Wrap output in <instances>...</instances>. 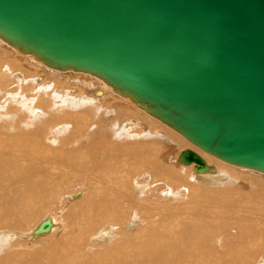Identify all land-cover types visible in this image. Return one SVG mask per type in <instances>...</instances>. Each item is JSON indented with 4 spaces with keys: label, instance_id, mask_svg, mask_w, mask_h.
Returning a JSON list of instances; mask_svg holds the SVG:
<instances>
[{
    "label": "bare ground",
    "instance_id": "obj_1",
    "mask_svg": "<svg viewBox=\"0 0 264 264\" xmlns=\"http://www.w3.org/2000/svg\"><path fill=\"white\" fill-rule=\"evenodd\" d=\"M0 39L17 50L20 54L32 55L24 52L19 47L17 48L9 44L1 36ZM0 50L2 51V49ZM8 51L9 50L6 49L5 52L0 55V100L2 99L1 96L5 95V91L6 97H8V99H6L7 102H2L1 104L2 100L0 101V109H4L6 115L4 120H0V230H3L0 231V264L260 263L257 261V258L259 257L257 255L260 254H258L260 251L259 248L254 252L251 250V252H246L248 251L246 247L244 254H241L239 249L234 251V248V250H231L229 248L230 245H227L230 243L229 241L231 238H233L235 243L238 244V248L239 245L245 242L248 244L255 243L253 241L257 236L255 238L250 237L251 233L248 231V227L255 223V227L260 226L258 224L259 221H257L255 217L245 218L244 221H235V218L233 220L235 212L246 213L245 208V211H243L240 206L237 207V204H235L239 198L237 199L234 195L236 201L229 200L231 192L229 189H224V186H222L224 190H208L204 187H197V182L193 181V179L196 180L197 178L201 179L199 182L203 181L206 183H212L214 180L218 181L219 175H212L216 173L214 166H212L213 169L211 171L200 172L195 170L194 164H190L193 165L194 173H200V175H197V178L191 176L192 178H190V180L192 179L193 182L190 181L191 183H188L189 185H181L178 188L176 187V192L179 197L172 192V188L163 191L161 188H158L156 192L152 191L151 186L155 184L153 180H155L154 176H156L153 172H159L158 169L160 170V175H164L166 178L172 180L175 178L177 182H181V178L184 175L182 176V173L178 175L173 170L163 165L161 158L160 160L158 158V154L155 156L158 151L154 150L151 144H148L151 141L145 143L142 142V140L140 142L141 144L137 145H134L133 143H130L129 145L128 142H126L128 145H125L123 143H118L119 141H115L118 145H115V143L110 144L107 141V133H105L102 122L104 119V113L99 115L102 121L98 120V123L95 122L94 128H92L91 131H88L87 134H84L81 130H83L82 128L88 124L87 122L90 120L88 118L90 117L86 118V115H82L80 119V116L78 118V116L75 115L78 111L74 114V111L72 112L70 110H67L60 115L59 113L52 114L50 110L55 109L54 107H58V105L62 103L57 100L60 95L57 96V99H53L55 98L53 95H57L59 91H64L62 89L66 87L65 85L69 86V82L79 84L80 81L68 78H66V80H64L65 78L62 80L55 78L53 82L50 81L48 83L49 85L45 86L40 82V74L38 82L36 78V82L28 81L29 84L23 89L20 86L16 90L15 88H12L11 85L14 84V79L13 82L11 80L12 69L6 66V63H9V66L11 67H20L21 65L19 61L11 62L12 59L9 56V53L11 52L8 53ZM14 56L18 58L15 54ZM32 56L43 65L56 71H73L76 77L81 76V74H89L93 77H97V79L102 80L108 87L112 88L115 93L128 98L125 99L132 102V106L136 105L146 113L156 117L149 113L144 107H141V105L130 96L122 95L119 91L114 89L112 85L96 75L77 71L73 68H53L45 64L42 60H39L35 55ZM35 64L37 63L35 62ZM24 71L27 72V76L32 72H28V70L25 69ZM33 72L39 73L38 71ZM40 72L42 71L40 70ZM31 75L32 73L30 76ZM80 83L85 85L80 86L81 84H79L80 89H77L80 90L79 93L82 94L81 96L87 95L92 88H95V84L92 80L85 79L81 80ZM50 85H53L52 89H50ZM35 89L39 90L35 91ZM57 89L59 90L58 92ZM29 90H33L34 93L31 95L32 92H29L27 97L25 96L26 93L25 95L22 94ZM97 94H101V91ZM91 95H93V93ZM82 99L83 98H81V100ZM82 103L91 104V102L86 101ZM128 104L130 103L114 104L115 106L117 105L118 108L116 110L117 117L131 118L136 116L133 110H131V107L129 108ZM23 106L28 107L24 108ZM21 107H23V109H21ZM88 107L81 106L83 111H86L85 109ZM35 113L36 115H33ZM1 114H3V112ZM41 114H43L42 117L40 116ZM6 118L8 119L6 120ZM36 118L38 119L36 120ZM23 120L26 123H29L30 129L25 127V125H20ZM68 121L77 123L78 125L76 124V129L72 128L70 130V128L68 129V127H66L68 129L67 133L62 136V132H58V135L55 133L57 138L55 137V140H51V144L48 143V140L46 141L45 138L46 135H44V131L42 130L44 128L42 127H47L49 124L66 123ZM140 122L142 121L140 120ZM144 123L146 122L144 121ZM132 124H134V122ZM156 124L158 125V122ZM91 125L93 124L89 123V126ZM49 127L52 128V126ZM152 129H154V127ZM51 130L53 131V129ZM163 131L168 137L178 142L181 148L189 146V144L183 140V137V139L178 137L170 130L166 128L164 129V127ZM81 135H83L82 138H85L86 140H83L80 137ZM79 138H81L83 145L75 144V141L79 142ZM159 141L157 142L160 145ZM163 141L164 147H166L167 150L171 149V140L165 138ZM111 145L115 157V161H112V163H110V159L107 158ZM164 147L162 146V148ZM154 148L156 149V147ZM128 152L130 154H126ZM124 155L132 161L131 164L134 167L130 166L131 164H128L129 160L124 161ZM109 156L112 155L110 154ZM179 157L180 154L177 161L178 163H182ZM207 159L208 162L215 161L210 157ZM126 162L129 165L128 167ZM142 164L149 169L148 171H150L151 175H149L147 179H145L146 176L140 178L138 171H136V169L141 168L140 165ZM124 172L127 175L124 174ZM207 173L212 174L209 175ZM111 174L114 175L113 177L118 182L117 187L111 183L112 180L110 183H107L108 181L105 180L109 175L111 176ZM94 175H98L97 178ZM134 176L135 178H133L132 182L131 178ZM61 178L62 180H60ZM63 179L65 180L64 184H62ZM255 180L258 179L255 178ZM77 181H82L85 184V190H69L70 188L79 185ZM146 181L148 182L143 185ZM159 182L162 181L159 180ZM257 183L261 184L260 182ZM113 185L116 188H113ZM64 187H66L65 190ZM226 187H229V185L225 186V188ZM229 188L231 189V187ZM63 190L64 192H62ZM70 191L73 195L68 194ZM61 192L67 199H62L63 195L60 194ZM160 192L161 194H159ZM185 194L189 195L185 197V200L181 203L167 204V200H165L169 197H174V195H176L178 199H181ZM242 196L238 193V197ZM149 198H151L152 201H150ZM203 198L207 200L209 199L210 206H208V208H214L213 211H216V213L213 212V218L214 220L216 218V221L219 219V225L214 223L216 221H213V223L210 224V219L212 218L206 216L207 209L205 207L199 204V206L195 207L194 204H197ZM249 198L250 197L248 196V199ZM254 198H252V200ZM248 199L246 200L248 201ZM260 199L264 202V197H261L260 194L258 196L256 195V200L260 201ZM241 200L244 202V199H240L239 201ZM159 202L161 206H159ZM244 204L246 203L244 202ZM190 205L192 206V212L186 211L187 214L182 216L184 210H188ZM56 212L60 213V218L58 219L56 217ZM47 213L50 215L44 217ZM211 213L209 210V214ZM226 213L227 216L224 217ZM54 221H56V227L53 226ZM262 228H264V226H262ZM47 229H49V233L44 234V231L48 232ZM109 229L112 233L115 232L116 234L108 235L109 232L107 233V231H109ZM255 230L260 232L258 229ZM219 231L221 234L223 233V235H225L222 236L219 233L218 235H221L222 237H227V235H229V239L228 237L226 238L227 240H224L223 238L225 243L217 241L216 245L207 244L206 241L211 240L209 239L211 238L209 237L211 233L215 234ZM221 236L219 237L220 240H222ZM260 236L262 237L263 235ZM116 238L118 239L117 241L115 240ZM108 239H110L109 241L111 243H107L105 247H103L104 244L98 245L97 243L98 240L101 242L108 241ZM260 239L259 242L262 241L261 243L264 245V237ZM255 241L257 242L256 239ZM94 242H96V245L93 247ZM204 242H206V245ZM9 243L11 244V247L7 249L8 251L6 252V247ZM34 243H36L34 246L35 248H29V245ZM240 247H242V245ZM263 250L264 247L262 252ZM2 251L5 252L1 253ZM107 251L110 253H107ZM262 256L260 255V257ZM260 260L261 259H259V261ZM262 261L264 263L263 258L261 262Z\"/></svg>",
    "mask_w": 264,
    "mask_h": 264
},
{
    "label": "water",
    "instance_id": "obj_2",
    "mask_svg": "<svg viewBox=\"0 0 264 264\" xmlns=\"http://www.w3.org/2000/svg\"><path fill=\"white\" fill-rule=\"evenodd\" d=\"M0 36L87 72L201 150L264 173V0H0ZM180 161L211 171L192 149Z\"/></svg>",
    "mask_w": 264,
    "mask_h": 264
},
{
    "label": "rangeland",
    "instance_id": "obj_3",
    "mask_svg": "<svg viewBox=\"0 0 264 264\" xmlns=\"http://www.w3.org/2000/svg\"><path fill=\"white\" fill-rule=\"evenodd\" d=\"M9 50L8 51V53L9 52H11V53H9V56H10V58L12 59V61L11 62H15V61H19V63H20V67H11V66H9V63H6V66H8V67H10L11 69H12V71H11V74H12V77H11V80H12V82H13V79H14V84H15V82H16V84H15V86H14V84L13 85H11L12 86V88H15V90L16 89H18L19 88V86L23 89L27 84H29V82H36V78H37V82H38V77H39V75L41 76L40 77V82H41V84L43 85H45V86H48L49 84V82L50 81H52L53 82V80L55 79V78H58L59 80H62L63 78H65L64 80H66V78H68V79H74V80H76V81H80L81 82V80H85V79H88V80H92L93 81V83L95 84V88H92V90L87 94V95H84V96H81L82 94L81 93H79L80 92V90H77V89H80L79 88V84H81L80 82H79V84H75V82H69L70 83V85L68 86V85H65L66 87H64L62 90H64V91H59L58 89H57V95H53L55 98H53V99H57L58 97V95H60L59 96V99H57L58 100V102H62L61 104H59L58 105V107H54L55 109H52V110H50L51 112H52V114H55V113H59V115L60 114H63V113H65L67 110H70V111H74V114L78 111V113H79V115H78V113H76L75 115H77L78 116V118H79V116H80V119H81V116L83 115V116H85L86 115V118L87 117H90V118H88V119H90V120H88V124H86V126H84L82 129L83 130H81L84 134H87V132L88 131H91L92 130V128H94V123L95 122H99L98 120H101L102 121V119L100 118V114H103L104 113V119H103V125H104V129H105V133H107L106 134V136L108 137V142L110 143V144H113V143H115V145H118V143H123V144H127L128 145V143H129V145H130V143L132 144H134V145H137V144H141L140 142L142 141V142H145V143H148V142H150V143H148V144H151L152 145V148L154 149V150H157L158 151V153H156L155 154V156H157V154H158V158H159V160H160V158H161V161H162V163H163V165L164 166H166V167H168L169 169H171V170H173L176 174H178V175H180L181 173H182V178H181V182H177L176 181V179L174 178L173 180L172 179H168V178H166L164 175H160L161 173H160V170L158 169V171L159 172H153V174L154 175H156V176H154L155 178V180H153V182H155V184L154 185H152L151 187H152V191H154V192H156L157 191V189L158 188H161V190L163 191V190H167V189H170V188H172L173 190H172V192H174L178 197H179V195L177 194V192H176V189L178 188V187H180L181 185H189L188 183H191V182H193V181H195V182H197V183H199V184H197L196 183V186L197 187H200V188H202V187H204V188H206V189H208V190H213V189H222V190H224V189H229L230 190V197H229V200H235L236 198L238 199L239 198V200L240 199H244V202L246 203V204H244V202H243V200H241V201H239V200H235L236 202H235V204H237V207L238 206H240V208H241V210H243V211H245V209H246V213H243V212H241V213H236L235 212V214H234V216H233V220H234V218L236 219L235 221H244V219L245 218H249V217H251V218H256L257 219V221H259V225L260 226H256L255 227V224H251V226L250 227H248V231L251 233V235H250V233H249V235H250V237H253V238H255L256 236V240H257V242L255 241V239H254V241L253 242H255V243H247V242H245V243H243L244 244V246H243V244H241L242 245V247H240L241 245H239V248H238V244L237 243H235V241H234V239L233 238H231L230 239V243H228L227 245L229 246V248L231 249V250H234V251H236V250H240L241 251V254H244V252L246 251V247H247V250L248 251H246V252H251V251H256L258 248L260 249V251L258 252V254L259 255H257V256H259L258 258H257V261H258V263L259 264H262L263 263V261L261 262V260H262V258H263V260H264V250H263V252H262V249H263V247H264V245L261 243V242H259V240H261L260 238H263L264 237V228H262V226H264V219H263V217H264V202H262L261 201V199H260V201H258V200H256V195L258 196L259 194L261 195V197H264V173H262V172H259V171H256V170H253V169H249V168H246V167H241V166H236V165H233V164H229V163H227V162H225V161H223V160H221V159H219V158H217V157H215V156H213V155H211V154H209V153H207V152H204V151H202L200 148H198L196 145H194V144H192L190 141H188L184 136H182L180 133H178L176 130H174L173 128H171L170 126H168L167 124H165V123H163V122H161L159 119H157L156 117H153V116H151L150 114H148V113H146L144 110H142L141 108H139L138 106H136V105H134V106H132L133 104H132V102H130V101H128V100H126V99H128V98H126V97H123V96H120L119 94H117V93H115L113 90H112V88H110V87H108L106 84H105V82H103L102 80H100V79H97V77H93V76H91V75H86V74H81V76H75V74H74V72L73 71H65V72H61V71H56V70H54V69H51V68H49V67H47V66H45V65H43L42 63H40V61H38V60H36L32 55H22V54H20L19 52H17V50H15L14 48H12V47H10V45H8L7 43H4V41H1V39H0V49H2V51L0 50V55L1 54H3L4 52H5V50ZM14 54L19 58H16L15 56H14ZM13 55V56H12ZM12 56V57H11ZM27 56V57H26ZM23 61V62H22ZM35 62L37 63V64H39V65H37V64H35ZM25 65H24V64ZM14 69V70H13ZM23 69V70H22ZM24 69L25 70H28V72H31L32 73V75L30 76V74H29V76H27L28 74H26L27 72H25L24 71ZM40 70L42 71V72H40ZM33 71H38L39 73H34ZM14 72V73H13ZM71 76H70V75ZM34 75V76H33ZM36 76V77H35ZM75 76V77H74ZM87 76H88V78H87ZM61 78V79H60ZM90 78V79H89ZM96 78V79H95ZM32 80V81H31ZM95 80V81H94ZM29 81V82H28ZM24 84V85H23ZM10 86V87H11ZM52 86L53 85H50V89H52ZM68 86V87H67ZM80 86H85L83 83L80 85ZM75 87V88H74ZM82 88V87H81ZM37 90H39V89H35V91H37ZM96 91V92H95ZM99 91H101V94H97ZM28 92V93H27ZM29 92H32L31 93V95L34 93V91L33 90H29V91H25L24 93H22V94H24L25 95V93H26V97H27V95L29 94ZM52 92H53V90H52ZM93 93V95H91ZM19 94H20V92H19ZM69 95V96H68ZM94 95H96V96H94ZM107 95H109V96H107ZM18 96V95H17ZM30 97H32V96H30ZM114 97H117V98H114ZM1 104H2V102L3 103H5V102H7V100L6 99H8V97H6V91H5V95H3V96H1ZM69 98V99H68ZM73 98V99H72ZM81 98H83L82 100H81ZM126 98V99H125ZM74 99H75V101H74ZM120 99V100H119ZM4 100H6V101H4ZM56 100V101H57ZM81 100V101H80ZM116 100V101H115ZM130 100V99H129ZM71 101V102H70ZM84 101H86V102H91V104H83L82 102H84ZM112 101V102H111ZM119 101V102H118ZM104 102V103H103ZM130 103V104H128V106H129V108L131 107V110H133V112H134V114L136 115L135 117H131V118H121V117H117V114H116V110L118 109L117 108V105L115 106L114 104H123V103ZM13 103H15V102H13ZM82 103V104H81ZM16 104V103H15ZM87 105V106H86ZM91 105H92V108H91ZM103 105V106H102ZM114 105V106H113ZM81 106L82 107H88L87 109H85L86 111H83V108H81ZM100 106V107H99ZM24 108H27L28 106H23ZM23 107H21V109H23ZM113 107V108H112ZM133 107V108H132ZM80 108V109H79ZM98 108H99V110H98ZM103 108V109H102ZM136 108V109H135ZM90 109V110H89ZM115 109V110H114ZM2 110V111H1ZM61 110V111H60ZM80 110V111H79ZM88 110H89V112H88ZM53 111H55V112H53ZM101 111V112H100ZM141 111H142V113H141ZM143 111H144V113H143ZM3 112V114H1ZM84 112V113H83ZM136 112H138V113H136ZM87 113V114H86ZM89 113H90V116H89ZM9 114V113H8ZM137 114H138V116H137ZM33 115H36V113L35 114H33ZM42 115L43 114H41L40 116L42 117ZM3 116V117H2ZM93 116V117H92ZM96 118H95V117ZM147 117V118H145V117ZM2 117V118H1ZM6 117V115H5V110L4 109H0V120H4V118ZM140 117H141V119H140ZM149 117V118H148ZM85 118V119H86ZM132 118H134V119H132ZM8 118H6V120H7ZM32 119H35V118H32ZM38 118H36V120H37ZM113 119V120H112ZM146 119H148V120H146ZM154 119H155V121H154ZM157 119V120H156ZM95 120H97V121H95ZM124 120H126V121H124ZM135 120H138V121H135ZM140 120L142 121V122H140ZM154 122H153V121ZM133 123L134 122V124H132L131 122ZM144 121L146 122V123H144ZM149 121H152V122H149ZM70 121H68V122H66V123H60V124H53V125H51V124H49V126H52V128L51 127H49V126H43L42 128H44V129H42L43 131H44V135H46L45 136V138H46V141L48 142V143H50L51 144V140H55V137L57 138V136L55 135V133L57 134L58 132L60 133V132H62L61 133V136L62 135H64L65 133H67L68 132V129L70 128V130L72 129V128H74V129H76V124L77 123H75V122H73V121H71L70 123H69ZM72 122H73V124H72ZM109 122V123H108ZM158 122V125L156 124ZM160 122V123H159ZM89 123L90 124H93V125H91V126H93V127H91V126H89ZM142 123V124H141ZM155 123V124H154ZM67 124V125H66ZM71 124V125H70ZM153 124V125H152ZM160 124V125H159ZM20 125H22V126H24L25 125V127H28L29 129H30V127H29V123H26L24 120L22 121V123H20ZM58 125V126H57ZM74 127H73V126ZM78 125V124H77ZM88 125V126H87ZM151 125V126H150ZM155 125V126H154ZM59 126H60V128H59ZM72 126V127H71ZM157 126V127H156ZM160 126V127H159ZM66 127H68V129L66 128ZM154 127V129H152ZM156 127V128H155ZM163 127H164V129L166 128V129H168V130H170L172 133H174V134H176L178 137H180V138H182L183 140H185L186 141V143H188L189 144V146H187V147H182L181 148V146L179 145V143L178 142H176V141H174L173 139H171L170 137H168V135L167 134H165V132L163 131ZM48 130H47V129ZM49 128H51V129H53V131L51 130V129H49ZM58 128V129H57ZM66 128V129H65ZM158 128V129H157ZM161 128V129H160ZM61 129V130H60ZM85 129V130H84ZM56 130V131H55ZM67 130V131H66ZM133 130V131H132ZM80 131V132H81ZM47 132V133H46ZM86 132V133H85ZM58 133V134H59ZM82 133V134H83ZM57 134V135H58ZM83 134V135H84ZM120 134V135H119ZM83 135H81L80 137L82 138V136ZM134 135V136H133ZM137 137H136V136ZM180 135V136H179ZM60 136V135H59ZM81 138H79V142H76L75 141V144L77 143V145H83L82 144V142H81ZM139 140H138V139ZM144 138V139H143ZM168 139V140H171V145H170V147H171V149H168L167 150V148L166 147H164V145H163V139ZM83 140L85 139V138H82ZM141 139V140H140ZM159 139H160V141H159ZM86 140V139H85ZM133 140V141H132ZM147 140V141H146ZM111 141V142H110ZM114 141V142H113ZM115 141H119L118 143H116ZM132 141V142H131ZM135 141V142H134ZM157 141H159V143H160V145L158 144V142ZM81 142V143H80ZM126 142H128V143H126ZM153 143V144H152ZM109 144V145H110ZM161 146V147H160ZM162 146L166 149H164V148H162ZM173 146V147H172ZM82 147V146H81ZM154 147H156V149L154 148ZM192 147V148H191ZM113 147H112V145H111V149L109 148V151H108V153H109V155L111 154L112 156H109L108 155V159H110V163H112V161L114 162L115 161V157H114V153H113V149H112ZM159 148V149H158ZM185 149H192V150H195L196 152H198V153H200L203 157H204V159L207 161L208 159V157H210V158H212L213 160H215L214 162H208L207 161V163L209 164V165H211V166H214V168H215V172L216 173H214V172H212V173H214V174H212V173H207V174H212V175H219V179H218V181H216V180H214L212 183L211 182H209V183H206V182H199V181H201V179H198L197 178V175H200V173L199 174H196V173H194V171H193V165H184V164H182V163H178V161H177V159H178V156H179V154H180V152L182 151V150H185ZM160 150V151H159ZM110 151H111V153H110ZM157 151H154V152H157ZM126 154H130L129 152L128 153H126ZM170 154V155H169ZM128 156H130V155H128ZM207 156V157H206ZM131 157V156H130ZM166 157V158H165ZM206 157V158H205ZM114 158V159H113ZM123 158H124V161H128L129 160V158H127L126 157V155H124L123 156ZM164 160H166V161H164ZM132 163V161L131 160H129L128 161V164L130 165ZM127 164V162H126V165H127V167L129 166ZM228 166H226V165ZM130 166H132V164L130 165ZM136 166V165H135ZM141 166V168L140 169H136V171H138V173H139V177L140 178H144L145 176V179H147V177L149 176V175H151L150 174V171H148L149 169H147L146 167H145V165H140ZM225 166V167H224ZM230 166V167H229ZM132 167H134V166H132ZM131 167V168H132ZM181 167V168H180ZM226 167H227V169H226ZM232 167V168H231ZM174 168V169H173ZM175 168H177V169H175ZM127 169V168H126ZM181 169V170H180ZM232 169V170H231ZM233 169H235V170H233ZM180 170V171H179ZM156 171V170H155ZM230 171H232V172H230ZM126 173H127V171H126ZM125 172H124V174H126ZM219 173V174H218ZM240 175H239V174ZM201 174H204V173H201ZM127 175V174H126ZM204 175H206V174H204ZM244 175V176H243ZM250 175V176H249ZM96 178H97V176L98 175H94ZM114 175H112L111 174V176L109 175V177H107L105 180L106 181H108L107 183H110L111 182V180H112V182L111 183H113L116 187L118 186V182H117V180L113 177ZM117 176V175H116ZM142 176V177H141ZM196 177L197 179L196 180H198V181H196L195 179H193V181H192V179L190 180V178H192V177ZM112 177V178H111ZM250 177H252V178H250ZM133 178H135V176L134 177H132L131 179V181L133 182ZM189 178V179H188ZM250 178V179H249ZM255 178L256 179H258V180H255ZM261 178H263V179H261ZM108 179V180H107ZM151 179H153V178H151ZM60 180H62V178L60 179ZM158 180V181H157ZM159 180H161L162 182H159ZM168 180V181H167ZM175 180V181H174ZM171 181V182H170ZM183 181V182H182ZM191 181V182H190ZM255 181V182H254ZM115 182V183H114ZM148 181H146V182H144V184L143 185H145L146 183H147ZM158 182V183H157ZM257 182H260L261 184H258ZM65 183V180L63 179V181H62V184H64ZM77 183L80 185H77V186H75V187H73V188H70L69 190H76V189H79V190H85L84 188L86 187L85 186V184L81 181H77ZM169 183V184H168ZM175 183H177V184H175ZM183 183V184H182ZM7 184V183H6ZM117 184V185H116ZM201 184V185H200ZM203 184V185H202ZM226 184H228L229 185V187H231V189L229 188V187H226L225 188V186H228V185H226ZM114 185L112 186L113 188H116V187H114ZM191 185V184H190ZM193 186V185H192ZM210 186V187H209ZM222 186H224L223 188H222ZM177 187V188H176ZM66 189V187H64V190ZM235 191H233V190ZM64 190L62 191V192H64ZM228 190V191H229ZM237 190V191H236ZM62 192L60 193L61 195H63L62 194ZM255 193V194H253V193ZM238 193L239 194H241V196H242V194H243V196L242 197H245L246 199H248V196L250 197L249 199H248V201L245 199V198H242V197H238ZM68 194H72L73 195V193L70 191ZM159 194H161V192L159 193ZM190 194V193H189ZM189 194H185V195H183L182 197H181V199H178V197L176 196V195H174V197H169V198H167V199H165V200H167L166 202H167V204H169V203H171V204H175V203H181L183 200H185V197H187ZM236 196V198H235V196ZM251 195V196H250ZM177 197V199H176V197ZM234 196V197H233ZM240 196V195H239ZM254 196H255V198H254ZM64 198H66V196L65 195H63V197H62V199H64ZM175 198V199H174ZM252 198H254L253 200H252ZM260 198V197H259ZM67 199V198H66ZM149 200L150 201H152V199L151 198H149ZM162 200V199H161ZM203 202H202V201ZM197 204H194L195 205V207H197V206H199V205H202L203 207H205L206 209H207V214H206V216L207 217H209V218H212V219H210V224H212L213 223V221H216V218H215V220H214V218H213V209L214 208H212V209H209L208 208V206H210V202H209V199L207 200V199H201ZM254 200H256V201H254ZM207 201V202H206ZM258 201V202H257ZM199 204V205H198ZM69 205V204H68ZM65 206H67V205H65ZM159 206H161V204H160V202H159ZM245 206V207H244ZM239 208V209H240ZM245 208V209H244ZM185 209V208H184ZM209 210H210V213L211 214H209ZM186 211H188V212H192V206L190 205V207L188 208V210H184V213H183V215L182 216H185V214H187L186 213ZM258 212V213H257ZM263 212V213H262ZM57 213V219L58 218H60V213L59 212H56ZM214 213H216V211L214 212ZM222 213H223V211H222ZM248 213V214H247ZM259 213H261V214H259ZM52 214V213H51ZM48 215H50L49 213H47V215L45 214V216L44 217H46V216H48ZM211 216V217H210ZM225 216H227V213L224 215V217ZM239 216V217H238ZM241 216V217H240ZM247 216V217H246ZM258 216H259V218H258ZM237 217H238V219H237ZM208 218V219H209ZM151 221V220H150ZM135 222V221H134ZM219 219H217V221L216 222H214V223H216L217 225H219ZM262 222V223H261ZM55 223H56V221H54V223H53V226H57V225H55ZM261 223V224H260ZM134 224H136V223H134ZM138 226H141V225H138ZM113 227V226H112ZM33 228V227H32ZM62 229V228H61ZM251 229V230H250ZM255 229H258L260 232H258L257 230H255ZM48 230V232L47 231H44V234H48L49 233V229H47ZM0 231H3V230H0ZM125 231V230H124ZM109 232V233H108ZM61 233V232H60ZM107 233H108V235H111V234H116L115 232L114 233H112V231L109 229V231H107ZM217 233V234H216ZM215 234L214 233H211V235L209 236V237H211V238H209V239H211V240H207L206 242H207V244L209 243V245H216V243H217V241H219L220 243L221 242H224V240L228 237V239H229V235H227V237H222V236H224L223 235V233L221 234V232L219 231V232H216ZM218 233L219 234H221V235H218ZM256 234V235H255ZM213 235H215V236H213ZM253 235V236H252ZM260 235H263L262 237L260 236ZM213 236V237H212ZM221 236V238H222V240H220V237ZM213 238V239H212ZM218 238V239H217ZM223 238H224V240H223ZM259 238V239H258ZM217 239V240H216ZM232 239H233V241H232ZM110 239H108V241H97V243H98V245H103V247H105L106 245H107V243H111L110 241H109ZM116 241L118 240L117 238L115 239ZM216 240V241H215ZM227 240V239H226ZM32 241H36V240H32ZM31 241V242H32ZM213 241H215V242H213ZM206 242H204L205 243V245H206ZM213 242V243H212ZM218 242V243H219ZM30 243V242H29ZM96 242H94V245H93V247L96 245L95 244ZM101 243V244H100ZM225 243V242H224ZM261 243V244H260ZM93 244V243H92ZM248 244V245H247ZM251 244V245H250ZM36 245V243H34V244H31V245H29V248H35L34 246ZM208 245V246H209ZM250 245V246H249ZM233 246V247H232ZM250 248H249V247ZM11 247V244L9 243L8 244V246L6 247V252L8 251L7 249H9ZM102 247V246H101ZM226 248V247H225ZM234 248V249H233ZM237 248V249H236ZM226 249H228V248H226ZM251 250V251H250ZM5 251H2L1 253H4ZM107 253H110L109 251H107ZM260 255L262 256V257H260ZM259 259H261L260 261H259ZM255 264V263H254ZM264 264V263H263Z\"/></svg>",
    "mask_w": 264,
    "mask_h": 264
}]
</instances>
